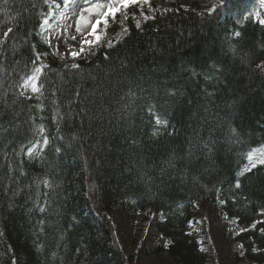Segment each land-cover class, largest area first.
<instances>
[{
  "label": "trees",
  "instance_id": "1",
  "mask_svg": "<svg viewBox=\"0 0 264 264\" xmlns=\"http://www.w3.org/2000/svg\"><path fill=\"white\" fill-rule=\"evenodd\" d=\"M62 5L0 0V264H134L109 217L125 201L161 215L154 253L209 264L189 223L217 199L237 259L264 263V24L179 7L73 68L41 35Z\"/></svg>",
  "mask_w": 264,
  "mask_h": 264
},
{
  "label": "rangeland",
  "instance_id": "2",
  "mask_svg": "<svg viewBox=\"0 0 264 264\" xmlns=\"http://www.w3.org/2000/svg\"><path fill=\"white\" fill-rule=\"evenodd\" d=\"M219 2L220 0H149L147 4L132 5L127 10L122 9L115 21L110 19L107 26L102 24L99 28L102 36L99 45H85V52L76 58L68 54L70 50L79 51L78 41L70 39V35H78L73 31L76 21L65 5L57 17L53 14L45 21L42 37L46 42H52L50 47L62 59L64 65L71 66L78 64L82 59H89L96 49L109 47V42L114 45L122 40L129 32L128 24L136 25L139 22V25H142L146 21L145 15L151 18L156 13L166 12L165 9L172 10L177 7L206 12ZM226 13H231L238 20H243L241 14L255 15L256 19L259 17L257 20H264V0H233L232 11ZM94 20V16H86L80 22L81 28L87 30ZM66 28L68 32H65ZM61 36L68 37L62 44L57 39ZM261 65L264 68V61ZM27 84L21 90L29 95L32 91V81L29 80ZM250 154V164L264 158V151L260 149H253ZM109 217L118 246L135 255L134 264H180L167 252L154 253L156 247H166L168 242L155 228L161 219L160 215L152 214L148 219L147 210H137L129 201H125L117 204ZM242 230L238 220L225 213L222 202L218 199L204 208H195L189 223V231L196 234L201 249L209 255V264H258L237 259V255L244 253L243 247H240L242 243L235 239Z\"/></svg>",
  "mask_w": 264,
  "mask_h": 264
},
{
  "label": "snow or ice",
  "instance_id": "3",
  "mask_svg": "<svg viewBox=\"0 0 264 264\" xmlns=\"http://www.w3.org/2000/svg\"><path fill=\"white\" fill-rule=\"evenodd\" d=\"M47 2V0H46ZM61 2L65 5V7L72 13V18L76 21L73 31L77 33L78 35H70L71 41H78L79 43V51L76 50H70L69 55L73 58L80 57L81 53L85 52V45L98 46L102 36L99 32L100 26L103 24L105 26L108 25L109 20L115 21L117 14L121 12V10H127L132 5L137 4H147L149 3V0H61ZM232 3L233 0H220L218 4L213 5L211 9L208 10L209 15H211L213 12H215L217 15L220 14L221 11L223 12H231L232 11ZM167 11V9H165ZM243 19H249L251 17V14L249 16H243ZM86 16H94L95 20L93 23H90L87 30H83L81 28V20L85 19ZM145 20H147L149 17L147 15L144 16ZM154 19V17H152ZM257 19L259 17L257 16ZM260 23L264 24V20H259ZM139 22H137L136 27L139 28ZM11 31V29L9 30ZM65 32H68V29H65ZM7 35V34H5ZM236 36H239L240 33H235ZM68 37H58L57 39L63 43L65 39ZM50 46H52V42H49ZM59 46V45H57ZM111 42H109V47H111ZM39 58V54L37 56V59ZM35 64V61H33ZM67 67V65H66ZM71 67L73 68H79L78 64H72ZM262 67V66H258ZM41 71L40 68L35 69V73L33 76L29 77L28 79L32 81L31 90L32 92H38L39 88L36 84V79H38V76L36 75ZM28 81H25V84H27ZM23 95V93H21ZM40 130L43 131V126H40ZM46 142V141H45ZM249 159H251V154H249ZM260 164H264V159H259L257 161ZM256 166V162L252 164V167L254 168ZM47 183V181H45ZM240 185L237 183L236 187L238 188ZM223 203V202H222ZM43 211V209H41ZM243 231V230H242ZM261 232H264V228L260 229ZM240 247H243V245H240Z\"/></svg>",
  "mask_w": 264,
  "mask_h": 264
}]
</instances>
